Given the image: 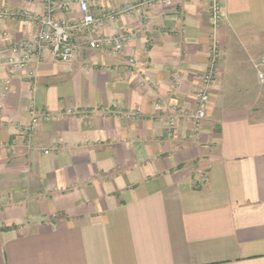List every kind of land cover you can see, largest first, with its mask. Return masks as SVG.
I'll return each mask as SVG.
<instances>
[{"label":"crops","instance_id":"1","mask_svg":"<svg viewBox=\"0 0 264 264\" xmlns=\"http://www.w3.org/2000/svg\"><path fill=\"white\" fill-rule=\"evenodd\" d=\"M147 1L102 0L92 13L117 17L73 30V60L46 54L19 69L11 46L38 29L0 21V264H264V0H221L218 26L209 0ZM80 17L76 6L61 15ZM120 32L138 33L121 52L89 47ZM215 41L222 58L198 123Z\"/></svg>","mask_w":264,"mask_h":264},{"label":"built area","instance_id":"2","mask_svg":"<svg viewBox=\"0 0 264 264\" xmlns=\"http://www.w3.org/2000/svg\"><path fill=\"white\" fill-rule=\"evenodd\" d=\"M31 2V0H28ZM102 0H41L43 12L35 14L30 9L24 8L20 11H13L9 7L0 5V21L20 17L30 20L36 25L38 31L33 38L24 39L11 46L13 55L8 58L10 67L19 69L24 68L34 58H42L46 54H50L55 60L71 61L77 55V45L72 39V31L75 29L86 30L92 32L102 29L103 26L116 19L117 12L115 10L104 11L96 16L92 13V7L98 5ZM210 11L209 16L214 26H218L223 20V7L221 0H209ZM149 5L161 3L170 6L173 0H148ZM78 7L81 17L75 21H65L61 18L62 14L68 15L74 11V7ZM133 8L126 9L125 12H132ZM136 33L120 32L115 35H101L89 41V47L104 51L121 52L124 45ZM9 34L0 31V41L8 40ZM216 42V41H215ZM222 58V51L218 43H214L208 67L201 78L200 87L198 89V107L195 118L199 123L206 117L207 108L210 101V92L216 81L219 63ZM129 64L133 67L136 65L135 58L129 59ZM258 68V77L264 84V55L256 64ZM39 114L34 107L30 110V119L26 127H21L25 134V139L29 147L33 146V134L36 130ZM174 124V121H171ZM45 154L50 153V149L43 150Z\"/></svg>","mask_w":264,"mask_h":264}]
</instances>
